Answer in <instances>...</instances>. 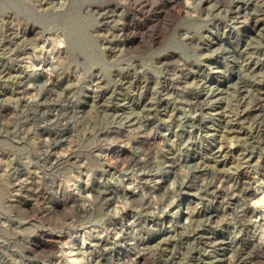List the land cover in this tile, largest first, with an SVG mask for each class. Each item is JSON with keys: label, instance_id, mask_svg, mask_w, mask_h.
<instances>
[{"label": "rangeland", "instance_id": "374dc122", "mask_svg": "<svg viewBox=\"0 0 264 264\" xmlns=\"http://www.w3.org/2000/svg\"><path fill=\"white\" fill-rule=\"evenodd\" d=\"M0 264H264V0H0Z\"/></svg>", "mask_w": 264, "mask_h": 264}]
</instances>
